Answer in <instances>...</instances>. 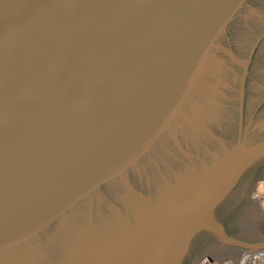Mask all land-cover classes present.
Instances as JSON below:
<instances>
[{"label": "water", "instance_id": "1", "mask_svg": "<svg viewBox=\"0 0 264 264\" xmlns=\"http://www.w3.org/2000/svg\"><path fill=\"white\" fill-rule=\"evenodd\" d=\"M261 179L264 0H0V264L258 251Z\"/></svg>", "mask_w": 264, "mask_h": 264}, {"label": "rangeland", "instance_id": "2", "mask_svg": "<svg viewBox=\"0 0 264 264\" xmlns=\"http://www.w3.org/2000/svg\"><path fill=\"white\" fill-rule=\"evenodd\" d=\"M264 184V179L258 180L257 184L247 193L264 210V189L260 190V185ZM259 200V201H258ZM264 249L252 251L249 249H237L221 259H202V264H264Z\"/></svg>", "mask_w": 264, "mask_h": 264}, {"label": "flooded vegetation", "instance_id": "3", "mask_svg": "<svg viewBox=\"0 0 264 264\" xmlns=\"http://www.w3.org/2000/svg\"><path fill=\"white\" fill-rule=\"evenodd\" d=\"M241 208L236 209L234 213H231L229 217L225 220L224 227L228 234H232V236H237L238 233V226L236 223V216H239Z\"/></svg>", "mask_w": 264, "mask_h": 264}, {"label": "bare ground", "instance_id": "4", "mask_svg": "<svg viewBox=\"0 0 264 264\" xmlns=\"http://www.w3.org/2000/svg\"><path fill=\"white\" fill-rule=\"evenodd\" d=\"M261 187H260V190H262V189H264V184H261L260 185ZM259 201V200H258ZM263 213H264V210H263ZM264 261V260H263ZM206 264H208V263H206ZM211 264V263H210Z\"/></svg>", "mask_w": 264, "mask_h": 264}]
</instances>
